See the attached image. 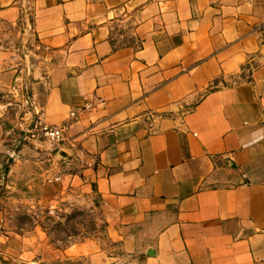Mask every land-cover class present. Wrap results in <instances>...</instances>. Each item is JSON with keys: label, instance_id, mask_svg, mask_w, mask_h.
Wrapping results in <instances>:
<instances>
[{"label": "crops", "instance_id": "crops-1", "mask_svg": "<svg viewBox=\"0 0 264 264\" xmlns=\"http://www.w3.org/2000/svg\"><path fill=\"white\" fill-rule=\"evenodd\" d=\"M26 2L30 32L0 0V264H264V0ZM64 195L108 249L10 209Z\"/></svg>", "mask_w": 264, "mask_h": 264}, {"label": "rangeland", "instance_id": "rangeland-1", "mask_svg": "<svg viewBox=\"0 0 264 264\" xmlns=\"http://www.w3.org/2000/svg\"><path fill=\"white\" fill-rule=\"evenodd\" d=\"M11 164L12 162L8 164L7 170ZM52 179H47V183ZM5 187L3 178L0 181V195L6 191ZM24 198L28 200V197ZM10 209L11 211L18 209L17 213H20V216L17 221L24 228H29L36 222L62 244L88 239L99 242L105 249L110 247L103 234L104 225L94 207L79 204L66 195L53 199L44 206L23 202L11 204Z\"/></svg>", "mask_w": 264, "mask_h": 264}, {"label": "built area", "instance_id": "built-area-1", "mask_svg": "<svg viewBox=\"0 0 264 264\" xmlns=\"http://www.w3.org/2000/svg\"><path fill=\"white\" fill-rule=\"evenodd\" d=\"M29 7L26 0H24V4L21 9V15L24 18L25 21V30L28 32L31 31L30 26V17H29ZM24 91L25 96V102H29L28 98V91ZM89 108V107H87ZM66 127L65 126H51L46 124L43 119L42 115H38L37 119L34 122L33 129L29 130L27 134L30 135L31 138H33L35 141L42 142L47 149V152H56L59 151L60 148H62L65 144H67L66 139ZM17 159V153L15 149L9 150L6 153V163L13 162ZM59 181V177H55L52 180H49V182H57Z\"/></svg>", "mask_w": 264, "mask_h": 264}, {"label": "trees", "instance_id": "trees-1", "mask_svg": "<svg viewBox=\"0 0 264 264\" xmlns=\"http://www.w3.org/2000/svg\"><path fill=\"white\" fill-rule=\"evenodd\" d=\"M7 167H8V163H6L5 161L2 163V173H6L7 171Z\"/></svg>", "mask_w": 264, "mask_h": 264}]
</instances>
